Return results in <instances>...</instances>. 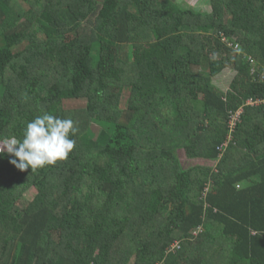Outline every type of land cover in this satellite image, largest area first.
<instances>
[{
    "label": "trees",
    "instance_id": "obj_1",
    "mask_svg": "<svg viewBox=\"0 0 264 264\" xmlns=\"http://www.w3.org/2000/svg\"><path fill=\"white\" fill-rule=\"evenodd\" d=\"M207 1L0 0V140L79 129L35 173L0 156V264H264V0Z\"/></svg>",
    "mask_w": 264,
    "mask_h": 264
},
{
    "label": "clouds",
    "instance_id": "obj_2",
    "mask_svg": "<svg viewBox=\"0 0 264 264\" xmlns=\"http://www.w3.org/2000/svg\"><path fill=\"white\" fill-rule=\"evenodd\" d=\"M78 131L73 120L45 112L27 123L22 140L15 136L0 140V156L7 153L15 168L22 172L31 168L35 173L66 159L76 144L70 136H75Z\"/></svg>",
    "mask_w": 264,
    "mask_h": 264
},
{
    "label": "rangeland",
    "instance_id": "obj_3",
    "mask_svg": "<svg viewBox=\"0 0 264 264\" xmlns=\"http://www.w3.org/2000/svg\"><path fill=\"white\" fill-rule=\"evenodd\" d=\"M179 5H181L183 8H191L199 11H203L206 13H210L212 11L210 4L207 0H175ZM235 76V72L231 71L230 69L225 70L222 74L214 78V83L221 88L224 92H227L230 88V84ZM128 90L125 89L123 93V108H126V102L128 98ZM83 102H66V108L72 109V108H78L82 106ZM96 127V126H95ZM96 130L98 131L99 128L96 127ZM177 156L180 160V164L183 170H188L194 166L202 165V166H215L217 162L204 160V159H189L183 149L179 150L177 152ZM37 194V191L32 188L25 194V201L30 202L34 199L35 195ZM139 214V213H138ZM138 214L136 216H138Z\"/></svg>",
    "mask_w": 264,
    "mask_h": 264
},
{
    "label": "built area",
    "instance_id": "obj_4",
    "mask_svg": "<svg viewBox=\"0 0 264 264\" xmlns=\"http://www.w3.org/2000/svg\"><path fill=\"white\" fill-rule=\"evenodd\" d=\"M231 45V44H230ZM232 46V45H231ZM237 49V47H236ZM243 113V110H239L237 111L236 113L234 114H231L230 116V120H229V130H230V133H229V140L227 142H225L224 145H222L221 148H219V151L221 153L224 152V150L227 148V146L229 145V142L230 140L232 139V135L235 131V127H236V124L239 122L240 120V116L241 114ZM180 248V245L177 243L175 245H173V247L171 249L168 250V252H174L176 249H179Z\"/></svg>",
    "mask_w": 264,
    "mask_h": 264
}]
</instances>
